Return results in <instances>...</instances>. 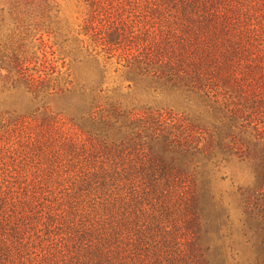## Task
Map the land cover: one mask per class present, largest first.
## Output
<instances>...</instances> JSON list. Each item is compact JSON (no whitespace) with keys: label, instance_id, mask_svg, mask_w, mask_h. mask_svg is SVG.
<instances>
[{"label":"trees","instance_id":"1","mask_svg":"<svg viewBox=\"0 0 264 264\" xmlns=\"http://www.w3.org/2000/svg\"><path fill=\"white\" fill-rule=\"evenodd\" d=\"M77 1L0 0V264H264V0Z\"/></svg>","mask_w":264,"mask_h":264},{"label":"rangeland","instance_id":"2","mask_svg":"<svg viewBox=\"0 0 264 264\" xmlns=\"http://www.w3.org/2000/svg\"><path fill=\"white\" fill-rule=\"evenodd\" d=\"M58 4H59V9H60V18L62 19V22L64 24H67L68 27L71 30V34L72 35H76V30L79 29V24H81L82 22V18L84 16V8L83 6L78 3L77 0H58ZM47 38V37H44ZM51 43V42H50ZM35 44V48L34 50H36V57H41L42 56V51H38L39 48V44L37 42H34ZM63 56H66L65 58H61ZM56 59L57 62L56 64L58 65V68H60L62 71H67L69 68V62L71 61V56L70 55H66V54H62L61 56H57L56 54ZM60 57V58H59ZM72 67L70 70H72L74 72V75H80V76H85V68L80 66L79 64H75V63H71ZM117 65L115 64L114 60L108 63V67H109V72H110V76L112 78H117L118 74H120L121 72L118 73H114L113 70L115 69ZM125 83V82H124ZM58 102H61V99H57Z\"/></svg>","mask_w":264,"mask_h":264}]
</instances>
